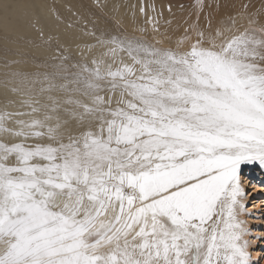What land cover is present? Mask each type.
I'll list each match as a JSON object with an SVG mask.
<instances>
[{
	"label": "snow or ice",
	"instance_id": "1",
	"mask_svg": "<svg viewBox=\"0 0 264 264\" xmlns=\"http://www.w3.org/2000/svg\"><path fill=\"white\" fill-rule=\"evenodd\" d=\"M44 7L0 0V264H255L240 174L264 167V0L174 45L104 0L120 31H85L106 51L83 62L76 25ZM28 17L33 71L10 58Z\"/></svg>",
	"mask_w": 264,
	"mask_h": 264
},
{
	"label": "bare ground",
	"instance_id": "2",
	"mask_svg": "<svg viewBox=\"0 0 264 264\" xmlns=\"http://www.w3.org/2000/svg\"><path fill=\"white\" fill-rule=\"evenodd\" d=\"M30 2H32V0H30ZM34 2L38 4L43 2L45 4L43 15L48 18V27H51L55 24L54 16L56 13H58L64 21V23L60 25L62 31L64 30L65 24L67 22H73L76 25V28L74 29L76 37L72 42L70 52L74 57L80 59L82 62L92 57H100L106 51V48L96 45L95 37L84 35L85 31L94 30L97 36L104 32L114 33L120 31V29L113 24L111 15L106 14L105 11L101 10V8L99 7V4H103L104 0H99V4L97 3V0H34ZM125 2L128 5L137 6L134 10L136 16L135 27L147 28V34L151 36L152 26L147 22V17L153 16L155 18H158L160 22L161 32L167 31V33L173 38V45L175 44L176 39L183 35L184 29L187 28L190 24L198 23L203 27L207 24L208 19H211L214 25L218 21L227 25L228 17L235 16L236 12L239 11L242 4H250L252 6L251 10L253 11L260 9L262 6V0H196L195 5H184L182 7H180L181 5H178L183 4L182 2H180V0H125ZM141 3L145 4L147 15L141 14L139 12L138 9ZM149 4L155 5V11L147 8V5ZM198 4L203 5L202 10L198 9ZM50 9H55V13L49 11ZM72 12H77L79 14V18L73 16ZM121 12L125 13L128 17H131L133 9H121ZM85 20L89 21L90 23L85 25L83 22ZM34 21V17H28L21 19L17 23L14 33L16 43L11 45V47L16 51L11 54L10 58L22 61V63L16 65L15 67L27 71L34 70V61L32 60V57L29 56L27 62H24L25 57L21 54L24 52H29L34 54L35 57L39 58L41 56V52L43 51L42 48L37 49L33 47V43L36 42V32L31 25ZM93 24L95 25L94 29ZM127 31L131 33L133 31V28L129 27ZM135 35H142V33L136 31ZM77 44H79V47H77ZM88 45H91L92 47L89 48ZM2 48L3 41L0 40V93L3 92L2 81L4 78V73L6 71L4 67V53L2 51ZM117 56L118 58H122L125 62L131 63V60L127 57L126 54L118 53ZM106 59L111 62L112 58L111 56H108L106 57ZM37 87H39V85H37ZM0 99H2V97H0ZM29 143H33V141H29ZM244 166L245 172L241 171L240 175L244 173L251 176L254 172V169L256 168L255 164L248 163ZM259 168L260 170H258V177L263 180L264 167H261L259 165ZM247 180L248 178L246 179V181ZM257 187H259V185L255 184L250 188ZM254 191L255 190H253V192ZM246 200L248 201V199L244 197L243 202L245 203ZM257 203L258 201H251V204L254 205V209H246V212L241 213L239 216L241 220L246 221V226L248 228H250V222L254 223L255 227H253L252 224L251 228L253 231H250V234H253L251 235L252 238L249 239L248 235L246 239L250 241V248L254 249L252 258L255 264H258V261H260L261 257H264V246H261V248L258 249V245H264V243L260 242V240L264 238V218H262V216L264 217V208L259 204L257 205ZM255 224L258 226H256ZM260 226L262 228H260ZM257 237L262 238L257 239ZM255 255H257L256 258H254Z\"/></svg>",
	"mask_w": 264,
	"mask_h": 264
},
{
	"label": "rangeland",
	"instance_id": "3",
	"mask_svg": "<svg viewBox=\"0 0 264 264\" xmlns=\"http://www.w3.org/2000/svg\"><path fill=\"white\" fill-rule=\"evenodd\" d=\"M180 2H182L183 4L176 3L178 5H181L180 7H182L184 5L187 6V5H195L196 4V0H182V1L180 0ZM254 164H255L256 168L254 169V172H253V174L251 176H249L248 174H244V173L241 175V185L245 189V192H246V195L244 197H246L248 199V201L247 200L245 201V205H246V209L247 210H253L254 209L253 208L254 205L251 204V201H253V200L258 201L257 205L259 204L260 206H263V208H264V204H263L264 203V179L262 180V179H260V177H258V174H259L258 170H260L259 163L255 162ZM244 165L245 164L241 165L242 166L241 167V171L245 172V169H244L245 166ZM247 178H248V180L246 181ZM255 184L259 185V187L250 188L251 186H253ZM253 190H255V191L253 192ZM261 204H263V205H261ZM262 218H264V217L262 216ZM250 223H251V225L253 224V227H255L253 222H250ZM251 225L249 226L250 227L249 228L250 231L252 230ZM256 226H258V225H256ZM260 228H262V227L260 226ZM251 235H253V234L251 233L249 235V239L252 238ZM260 242L264 243V238L261 239ZM258 246H259L258 249H260L261 246H264V245L262 244V245H258ZM256 250H257V248H256ZM250 252H251V254L253 256L254 249L250 248ZM256 256L257 255H255L254 258H256ZM259 263H261V264L264 263V257H261L260 261H258V264Z\"/></svg>",
	"mask_w": 264,
	"mask_h": 264
}]
</instances>
